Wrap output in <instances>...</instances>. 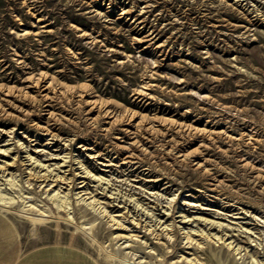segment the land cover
Listing matches in <instances>:
<instances>
[{"label": "rangeland", "instance_id": "obj_1", "mask_svg": "<svg viewBox=\"0 0 264 264\" xmlns=\"http://www.w3.org/2000/svg\"><path fill=\"white\" fill-rule=\"evenodd\" d=\"M13 160L0 174L54 212L28 169L65 173L78 221L119 258L63 220L38 234L10 216L25 245L76 233L97 264H124L126 244L132 262L169 264L189 252L181 227L215 221L250 232L233 231L243 258L215 246L205 264H264V0H0V164ZM81 186L123 226L78 206ZM160 223L172 240L147 231Z\"/></svg>", "mask_w": 264, "mask_h": 264}, {"label": "bare ground", "instance_id": "obj_2", "mask_svg": "<svg viewBox=\"0 0 264 264\" xmlns=\"http://www.w3.org/2000/svg\"><path fill=\"white\" fill-rule=\"evenodd\" d=\"M96 102H97V100H96ZM6 151H7V149L4 150V152H6ZM28 156L30 157V160L35 159L32 157L31 154H29ZM36 162L39 163L40 165H42V167H47L46 165L41 164V162L39 160H36ZM13 164H15V161L11 162V163L4 162L3 164H0V170L2 169L3 172H5V170L10 169V167H12ZM48 167L50 168V165ZM28 170H29V176L31 177V179H35L36 181L38 180V181H42V182H47L48 183L47 186L51 187V189H49V192H46V193H47L48 200L54 205L56 212H54V210L47 207L46 205H42V206L37 205L36 201H32L29 196H26L27 192L24 190L23 185L21 183H18V182H20V180L17 181V177H15V176L8 177V175L0 174V215L1 216H4L7 220H11L10 216H15V217H18L20 219L21 218L25 219L28 222H30V224L33 226V230H35L36 232H38V229L42 225H44V223L49 222L50 220H56L57 225H59L58 223H61V220H63L64 223L67 225V227L72 225L76 229H78V228L81 229L82 232L84 233V238H86V240H89L88 242H90V243L95 242V244L99 245L100 250L102 252H104L108 257H111L112 259H115L116 257H118L117 254L112 253L111 250L108 249V247L101 245L95 239V235L93 232V226L95 224V221H92V222H87V221L83 222V220L80 222L78 221V218L75 215V213H76L75 205L73 203L74 201L71 199V194L65 193V192L63 193V191H61V188H60L61 183L64 182L65 180H67L65 173L62 175H54L52 178L50 173H48V172L43 174V173H41L40 170L39 171L32 170V169H28ZM86 173L88 175L91 174V172L89 170H86ZM59 174H60V172H59ZM57 187H59V188L57 189ZM85 187H87V186H83V187L81 186L79 188H85ZM10 191H15L16 195L14 193H11ZM83 191L86 192V191H88V189L85 188ZM76 194H77L76 204L78 206H81V207L84 206L87 210H89L90 212H92L94 214L97 213L98 215H102L104 217H106L108 215V217L111 219L110 220L111 222H114V224H118L120 226H123L122 220L124 218L117 217V216H114L113 214H111V212L108 211L107 206L102 205V203L99 200H97L94 197L83 198L84 195L89 194L88 192L82 193V195H80V192H78ZM90 199H92V200L88 201ZM15 204H19L18 209H14L16 206ZM142 208H143V206H142ZM146 209L147 208H145V210ZM61 212H63V213H61ZM147 215H149L148 211H147ZM150 216H151V218H153L152 213L150 214ZM123 217L126 218V215H124ZM188 217H189L188 214L187 215L185 214L182 216V219H187ZM80 218H84V216L82 215V216H80ZM133 220H135V219H133ZM190 220H187V221H190ZM187 221L185 220L184 222L187 224L188 223ZM81 222H83V224ZM193 222H195V221H193ZM137 225H139V222L137 223ZM163 225H164V223L163 224L160 223L159 226H156L153 229L150 227L149 229H147V231H150L151 234H154L157 230L160 231V228H162ZM168 227H169V225L164 226L161 229L160 233H156V235L160 236V235L165 234V236H167V238L169 240H172V238H173L172 234L175 231L171 234V232H168V230H169ZM145 228H146V226H145ZM228 229L232 230L231 234L230 233L228 235L227 234H220L221 231L222 232L228 231ZM240 230H244L242 232L247 233V234H249V232H250V230H248L247 228H244L243 225H238L236 227H229V225L225 226L223 223L215 222V221H210L209 223L207 222L205 224L204 228L190 227V229L186 230L185 226L181 227L180 231H182V234H183L182 239H185L184 249L189 251V252L186 253V252L182 251L183 254L180 255V259H178L176 261H172L169 264H205L202 256L205 255L209 250H211L215 246L217 248H220V249H225L230 255H233L236 259L239 260V259L243 258V256H244L243 250H245V248L243 245H241V238L239 237L241 235L240 234L235 235L233 233V231H240ZM213 231H216V232H213ZM38 234H39V232H38ZM76 235H77L76 233H73L71 236L72 241L70 242L71 244H69V247H71V248H75L74 238H76ZM58 236H59V231L56 232V237H58ZM126 237L128 239L129 238H135L134 240L139 241L141 243V245H143V244L147 245L148 244L147 238L143 241H142V239L139 240V235H137V234H128ZM154 237H155V235H154ZM26 245H27V248L33 247L27 243H26ZM128 247L131 248V244H126L125 247L117 249V250L121 251L122 255H124L123 259H122V260H124V264L125 263L126 264H154L150 261H148V262H145V261L132 262V261H130L129 259H133L135 257V254H134L133 249L129 252L124 253V250H126ZM167 249H168V253H169L170 252L169 247H167ZM150 253L154 254V252H150ZM239 255H240V257H238ZM252 262L253 263L256 262V264L258 263V261H255V259Z\"/></svg>", "mask_w": 264, "mask_h": 264}, {"label": "crops", "instance_id": "obj_3", "mask_svg": "<svg viewBox=\"0 0 264 264\" xmlns=\"http://www.w3.org/2000/svg\"><path fill=\"white\" fill-rule=\"evenodd\" d=\"M0 264H97L81 249L54 244L28 247L11 220L0 215Z\"/></svg>", "mask_w": 264, "mask_h": 264}]
</instances>
